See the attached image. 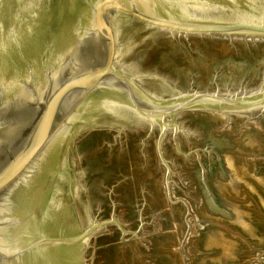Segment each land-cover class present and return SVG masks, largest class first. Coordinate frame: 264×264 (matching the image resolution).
Listing matches in <instances>:
<instances>
[{
  "label": "water",
  "instance_id": "water-1",
  "mask_svg": "<svg viewBox=\"0 0 264 264\" xmlns=\"http://www.w3.org/2000/svg\"><path fill=\"white\" fill-rule=\"evenodd\" d=\"M0 264H264V0H0Z\"/></svg>",
  "mask_w": 264,
  "mask_h": 264
},
{
  "label": "flooded vegetation",
  "instance_id": "flooded-vegetation-1",
  "mask_svg": "<svg viewBox=\"0 0 264 264\" xmlns=\"http://www.w3.org/2000/svg\"><path fill=\"white\" fill-rule=\"evenodd\" d=\"M154 85H155V83H154Z\"/></svg>",
  "mask_w": 264,
  "mask_h": 264
}]
</instances>
